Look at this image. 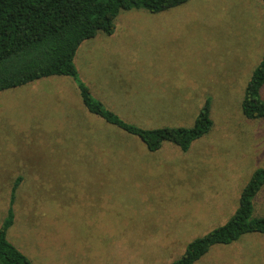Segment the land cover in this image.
<instances>
[{
  "label": "rangeland",
  "instance_id": "rangeland-1",
  "mask_svg": "<svg viewBox=\"0 0 264 264\" xmlns=\"http://www.w3.org/2000/svg\"><path fill=\"white\" fill-rule=\"evenodd\" d=\"M115 19L79 46L92 97L142 129L190 128L209 100L211 131L186 152L137 138L83 106L68 77L0 93V226L32 264H171L223 226L264 169V119L241 102L264 54V1L189 0L158 18ZM102 41H106L104 51ZM264 100V87L261 92ZM264 217V187L251 219ZM195 264H264V235L217 245Z\"/></svg>",
  "mask_w": 264,
  "mask_h": 264
},
{
  "label": "trees",
  "instance_id": "trees-1",
  "mask_svg": "<svg viewBox=\"0 0 264 264\" xmlns=\"http://www.w3.org/2000/svg\"><path fill=\"white\" fill-rule=\"evenodd\" d=\"M189 0H0V93L49 77H68L75 82L86 110L107 125L139 139L153 153L168 142L182 152L208 134L213 126L207 100L190 128L142 129L123 122L95 100L78 79L75 54L82 42L99 32L112 35L115 19L124 11L145 10L159 14ZM264 1V0H262ZM264 54L253 71L241 102L247 120L264 119ZM11 207L0 226V264H32L7 240L13 224ZM264 187V169L256 170L243 189L239 206L221 227L190 242L184 254L171 264H195L217 245H229L247 234L264 235V217L251 219L253 201Z\"/></svg>",
  "mask_w": 264,
  "mask_h": 264
},
{
  "label": "crops",
  "instance_id": "crops-1",
  "mask_svg": "<svg viewBox=\"0 0 264 264\" xmlns=\"http://www.w3.org/2000/svg\"><path fill=\"white\" fill-rule=\"evenodd\" d=\"M144 11L145 10H130V11H124L125 12V18H128V17H146L144 14ZM147 12V11H146ZM151 14V13H150ZM161 14H167V11L165 12H162V13H159V14H152V17H156L157 18L161 15ZM113 35V34H112ZM107 36H110V35H107ZM106 42V41H105ZM104 41H102V48H103V51H104V47L106 45Z\"/></svg>",
  "mask_w": 264,
  "mask_h": 264
}]
</instances>
